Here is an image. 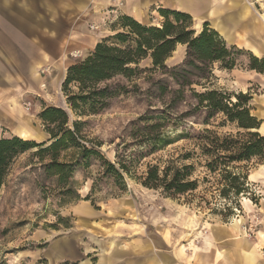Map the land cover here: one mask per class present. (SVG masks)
Instances as JSON below:
<instances>
[{
	"label": "rangeland",
	"instance_id": "obj_1",
	"mask_svg": "<svg viewBox=\"0 0 264 264\" xmlns=\"http://www.w3.org/2000/svg\"><path fill=\"white\" fill-rule=\"evenodd\" d=\"M182 46L184 50L177 47L173 53L174 59L167 61L168 66L178 67L185 61L186 46ZM81 60L82 57L78 59ZM248 61L246 53L237 59L240 66ZM140 68L142 70L136 76L130 79L120 76L110 83L120 85L122 90L111 99L104 112L78 118L68 105L65 107L72 121L84 122L81 134L87 142L83 143L89 147L90 141L99 143L98 149L113 163L118 162L117 158H125L124 161L130 166V175H124L126 191H121L112 180L99 181V169L94 166L81 168L70 179L59 183L58 177L47 169L51 162L49 157L40 160L34 156L37 150L17 156L0 191V264H94L96 260L90 254L93 252L90 244L98 245L101 235L96 230L90 234V207L101 216L120 212L124 202L131 203L136 215H119L127 223L138 222L141 214L149 221L173 211L180 216V221H184L188 233L195 230L194 233L202 232L206 236L208 230L202 229L204 224L207 225L206 222L223 223L230 229L232 221L236 219L242 222L240 239L264 240V179L248 181L247 191L237 200H225L220 196L223 188L220 171L211 174L206 169L210 159L194 155V152L198 154L199 151L197 142L191 138L179 140L153 154H141L143 150L150 149V144L143 143L141 137L134 135L142 125H131L140 117L151 118L150 123L159 120L164 136L171 139L183 132L196 134L204 129L213 130L221 136L235 135L238 130L235 125L225 123L222 115L211 119L209 126L202 124L204 115L192 111L195 100L194 93L190 91H206L198 83L185 89L186 103L178 101L177 105H173V91L178 90L179 86L170 74L164 75L160 70L145 72V68H152L150 61L143 62ZM212 68L209 89H217L232 97L240 94L232 89L230 77H220L221 72L226 70H221L219 64H214ZM177 74L179 82H182L181 73ZM189 80L199 82L200 79L191 76ZM204 83L206 81L200 84ZM72 90L76 91V87H72ZM25 107L28 110L29 104ZM29 123L30 131L33 135L38 133V136L22 139L38 144L50 143L51 137L39 116L30 118ZM10 132L9 128L0 127V138L13 137ZM71 153H64L60 162H68ZM186 153L194 155L185 164H195L193 179L199 181L196 191L171 197L162 190L149 189L141 184V177L147 172L148 166H163L172 158ZM259 165L262 164H257L256 159L248 164H240L244 170L249 168V174L259 169ZM261 174L264 175V168ZM251 179L255 180L256 176L252 175ZM95 184L96 190L90 198ZM253 245L257 252L264 255V241L262 250L258 243ZM242 251L249 264H252L249 258H253L251 255L254 250L247 252L242 248L240 253Z\"/></svg>",
	"mask_w": 264,
	"mask_h": 264
},
{
	"label": "crops",
	"instance_id": "obj_2",
	"mask_svg": "<svg viewBox=\"0 0 264 264\" xmlns=\"http://www.w3.org/2000/svg\"><path fill=\"white\" fill-rule=\"evenodd\" d=\"M260 3L0 0V127L9 128L10 134L21 137V133L31 132L30 118L38 117L46 107L68 109L62 87L69 67L80 57L89 56L99 43L122 32L124 17L144 26L160 27L165 21L161 10L185 13L191 16L197 33L207 24L229 46L263 60L264 0ZM178 49L184 50L182 45ZM77 53L80 56L74 57ZM173 59L172 55L168 61ZM249 63L221 72L220 77H230L232 89L252 97V115L260 122L258 132L264 137V72L251 69ZM263 167L264 164L251 171L248 181L264 179ZM133 209L131 203L124 202L120 212L99 216L90 207V234L96 230L101 235L98 245L90 244L94 264H249L246 254L240 253L242 248L247 252L254 250L253 258H249L252 264H264V255L253 245L258 243L262 250L264 240L246 237V242L237 246L239 241L226 224L205 225L202 221V229L208 230L203 236L202 232L194 233L195 230L186 232L184 221L173 211L149 221L142 214L138 222L127 223L119 218V215L135 217Z\"/></svg>",
	"mask_w": 264,
	"mask_h": 264
},
{
	"label": "trees",
	"instance_id": "obj_3",
	"mask_svg": "<svg viewBox=\"0 0 264 264\" xmlns=\"http://www.w3.org/2000/svg\"><path fill=\"white\" fill-rule=\"evenodd\" d=\"M161 14L165 21L160 27L144 26L129 17L122 18V32L99 43L89 56L69 67L62 87L68 108L78 118L104 112L111 99L122 90L120 85L110 83L120 76L127 79L136 76L145 61H150L152 66L145 68V72L160 70L164 75L170 74L179 86L178 90L173 91V105H177L178 101L186 103L185 89L198 83L206 91L196 93L190 89L195 100L192 111L204 115V126H209L211 119L222 115L225 123L236 126L238 132L235 135L221 136L213 130L204 129L196 134L183 132L171 139L164 136L159 120L150 123L149 117H140L131 126L141 124L142 128L134 135L141 137L143 143L150 144V149L143 150L141 154L159 152L179 140L191 138L196 141L199 153L194 152V155L210 159L206 169L211 174L220 171L223 182L220 196L225 200H237L247 191L249 176V168L244 170L240 164H248L255 159L257 164H264V137L258 132L260 122L252 115V97L249 94L240 93L232 97L208 86L214 64H219L221 70H232L238 65V57L249 53L229 46L207 24L197 33L193 29L191 16L185 13L161 10ZM178 45L186 46L185 61L178 67H170L167 61ZM249 61L251 69L264 72V59L259 60L249 54ZM179 72L182 82L177 78ZM191 76L200 79L199 82L189 80ZM202 81L206 83L200 84ZM72 87H76V91ZM186 115L189 114H183ZM39 118L51 137L50 143L38 144L17 136L0 138V191L14 159L32 150H37L34 156L40 160L50 158L47 169L58 177L59 183L70 179L81 168L94 166L99 169V181L112 180L121 191H126L124 175H130L129 164L124 161L125 158H117L116 163L109 161L98 149L99 143L90 141V147L83 143L87 142L81 134L84 122L72 121L67 109L53 106L46 107ZM69 151L72 152L70 160L60 162L62 155ZM194 155L186 153L172 158L163 166H148L147 172L141 177V184L149 189L162 190L171 197L196 191L199 181L193 179L195 164H185ZM96 184L92 187L90 198L96 190Z\"/></svg>",
	"mask_w": 264,
	"mask_h": 264
},
{
	"label": "bare ground",
	"instance_id": "obj_4",
	"mask_svg": "<svg viewBox=\"0 0 264 264\" xmlns=\"http://www.w3.org/2000/svg\"><path fill=\"white\" fill-rule=\"evenodd\" d=\"M262 21L264 23V18L262 19ZM36 135L38 136V133L35 134V135H33V133H31V132H23V133L20 134L21 138H27V137H32V136H36ZM241 223L242 222L240 220H236L235 219V220L232 221V224L230 225V230L232 231L233 235L239 241V243H237V246H241L243 242H246L244 239H240V236H241Z\"/></svg>",
	"mask_w": 264,
	"mask_h": 264
},
{
	"label": "built area",
	"instance_id": "obj_5",
	"mask_svg": "<svg viewBox=\"0 0 264 264\" xmlns=\"http://www.w3.org/2000/svg\"><path fill=\"white\" fill-rule=\"evenodd\" d=\"M260 2H261V0H256V3H258V5H261V3H260ZM78 56H79V54H78V53L74 55V57H78ZM250 231H252V230H250ZM253 231H254V230H253Z\"/></svg>",
	"mask_w": 264,
	"mask_h": 264
}]
</instances>
